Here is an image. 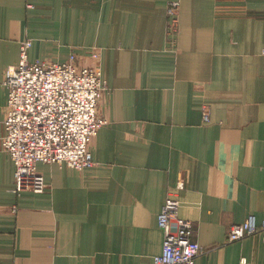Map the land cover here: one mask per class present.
I'll return each instance as SVG.
<instances>
[{
	"label": "crops",
	"instance_id": "0c3cea01",
	"mask_svg": "<svg viewBox=\"0 0 264 264\" xmlns=\"http://www.w3.org/2000/svg\"><path fill=\"white\" fill-rule=\"evenodd\" d=\"M26 40L31 62L99 65L107 123L93 167L40 163L47 190L17 195L2 82ZM170 192L205 250L195 264H264L263 235L227 241L264 220V0H0V264H153Z\"/></svg>",
	"mask_w": 264,
	"mask_h": 264
},
{
	"label": "built area",
	"instance_id": "2783aa9c",
	"mask_svg": "<svg viewBox=\"0 0 264 264\" xmlns=\"http://www.w3.org/2000/svg\"><path fill=\"white\" fill-rule=\"evenodd\" d=\"M180 3L167 5V37L175 43L180 30ZM32 41L20 44V61L8 68L2 85L8 90L4 151L15 166L13 192L43 193L48 185L37 166L57 164L76 171L94 166L90 145L107 123L98 115V106L107 91L99 65H83L76 54L64 63L31 62ZM92 59L99 60L93 51ZM208 122L209 114L204 113ZM183 183H179V188ZM180 201L170 192L158 215L164 234L162 251L153 264H195L205 252L195 240L192 222L179 217ZM263 235L264 220L250 217L245 223L232 225L227 241L239 242ZM245 263V260L242 261Z\"/></svg>",
	"mask_w": 264,
	"mask_h": 264
}]
</instances>
